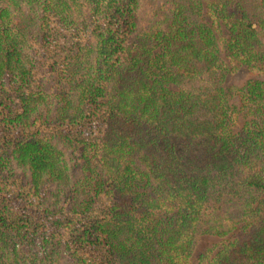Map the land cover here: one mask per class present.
<instances>
[{"label": "trees", "instance_id": "16d2710c", "mask_svg": "<svg viewBox=\"0 0 264 264\" xmlns=\"http://www.w3.org/2000/svg\"><path fill=\"white\" fill-rule=\"evenodd\" d=\"M237 65L264 74V0H0V264H264Z\"/></svg>", "mask_w": 264, "mask_h": 264}, {"label": "rangeland", "instance_id": "374dc122", "mask_svg": "<svg viewBox=\"0 0 264 264\" xmlns=\"http://www.w3.org/2000/svg\"><path fill=\"white\" fill-rule=\"evenodd\" d=\"M258 72V73H257ZM262 71H252L244 67L243 65H237L234 70H228V72L225 74L222 85L223 86H229V85H241L246 81V79L250 77H263L264 74H260ZM244 120V112L243 110H240L237 114V117L235 119V128H238L242 121ZM218 238L215 236H209V237H201L198 239L195 243V246L193 248V254L192 257L196 256V254L200 251H202L203 247L205 245H210V243H213L214 241H217Z\"/></svg>", "mask_w": 264, "mask_h": 264}]
</instances>
